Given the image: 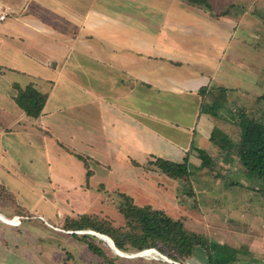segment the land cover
I'll return each mask as SVG.
<instances>
[{
  "label": "rangeland",
  "instance_id": "rangeland-1",
  "mask_svg": "<svg viewBox=\"0 0 264 264\" xmlns=\"http://www.w3.org/2000/svg\"><path fill=\"white\" fill-rule=\"evenodd\" d=\"M211 1L215 12L221 13L229 9L232 19L238 17V28L234 32L230 25H223L225 29L216 27L220 29L216 34L222 35L223 42L215 43L218 48L215 53L218 54L225 48L224 40H230L223 54L226 60L220 62L222 64L223 61L222 68H227L226 72L230 78L223 82L224 85L235 89L227 92V102L221 98L217 88L205 93V98L208 102L216 101L215 99L222 102L223 113L226 110L232 114L243 111L264 122V0ZM230 2L235 3L234 7H227ZM126 7H131V3L121 0L120 8L125 10ZM111 9L114 10L112 7ZM140 18L144 20V24L137 22L138 27L156 30L160 25L169 27L168 24L162 23L161 14H155L154 17L148 14L140 15ZM122 20L129 23L125 18ZM134 21L133 19L132 23ZM183 53L185 58L189 57L191 63L214 64L222 56L215 59L216 54L195 48V45ZM195 72L193 69L191 75L190 69L186 68L182 74H187L191 82H195ZM216 78L209 76V79H212L211 84L213 81L215 83ZM30 81L29 76L13 70H8L6 75L0 78V103L4 107L3 110L0 109V203L13 209L14 213L10 217L27 218L21 219V223L12 228L16 233H20L19 237L24 240L23 244L26 243V248L30 251L37 248L46 250V256H41V260H46L47 264H53L55 258L57 264L59 261L61 264H98L104 260L102 263L108 264L107 259L98 258L89 250L87 241L73 234L94 229H72V222L76 220L75 222L82 223L84 221L81 222L80 219L86 216L100 225L122 227L125 225V218L120 211L121 195L126 193L135 199L134 202L138 206L151 204L161 207L173 218L182 220L187 230L202 235L204 243L207 244L198 247V254L191 264H209L206 247L212 249L210 251L214 254L220 250L218 246L228 247L235 253V264L237 261L242 264H264L263 183L248 173L236 150L229 153L214 148V143L204 134L214 123L208 121V116L207 121L201 119L200 122L198 119L201 98H198L197 94L176 92L171 98H161L166 104V107L161 108L163 102L154 106V98L151 100V94L145 91L143 95L149 99L143 100L141 121L147 128H141V138L135 140L127 136V133L125 136L123 131H118L121 129L115 130V134H110L107 138L103 129L104 122L97 118L93 125L95 135L90 130L87 133L92 137L87 138L91 145L81 140L74 143L65 142L66 146L74 151L71 153L54 137H49L40 130L37 127L40 125L39 119L24 114L15 100L9 98V103L4 104L6 98L2 92L7 89L12 91L14 82L24 86ZM155 107L160 111H154ZM146 111H149L148 120L144 114ZM231 117L234 118L231 121H234L235 117ZM167 119L176 124H170ZM216 121L218 128L240 140L241 135L235 123L231 124L222 118H217ZM8 127L11 128L7 130ZM202 134L207 141L200 139ZM160 135L175 144L166 143ZM151 142L155 143L151 146ZM77 154L95 159V176H87L84 161L78 158ZM152 154L178 162L188 159L189 176L176 180L154 168L153 164H149ZM200 154L205 160L203 165V159H199ZM96 160L106 166L120 162L117 168L122 175L118 176L119 186L115 184L117 176H105L104 168ZM132 160L133 163H139L143 176H140V171L135 168V171L130 173ZM4 166L5 169L1 171ZM92 242L99 244L108 255L107 258H111L109 264L180 263L174 260L171 251L163 253L158 248L156 249L166 255L170 262L161 256H122L118 259L117 253L106 241L96 237ZM14 261L19 264V256L14 257Z\"/></svg>",
  "mask_w": 264,
  "mask_h": 264
},
{
  "label": "crops",
  "instance_id": "crops-1",
  "mask_svg": "<svg viewBox=\"0 0 264 264\" xmlns=\"http://www.w3.org/2000/svg\"><path fill=\"white\" fill-rule=\"evenodd\" d=\"M120 1L0 0V78L8 70H13L29 76L31 80L24 86L14 82L11 93L8 89L2 92L6 98L4 104L9 103V98L17 103V94L30 85L46 94L43 111L37 117L40 121L37 127L74 153L65 142L81 140L91 145L87 133L90 130L95 135L93 125L97 118L103 120L107 138L118 129L135 140L141 138V128H147L141 121L143 100L149 99L144 97L145 91L151 92L148 94H151V100L154 98V106L163 102L161 98H171L176 92H191L201 98L197 115L200 122L201 119L207 121L208 116V121L214 123L204 133L211 142L217 118L202 111L204 97L200 89L205 87L211 90L222 85L229 87L223 83L230 78L227 68H222L223 61L222 64L220 61L226 60L223 54L230 40H224L225 48L215 53L218 52L215 43L223 42L222 35L216 34L220 32L216 27L225 29L223 25H230L234 32L238 28V17L232 19L230 12L217 16L215 14L219 12L212 13L201 6L190 4L188 0H128L131 7L125 10L120 8ZM234 4L230 2L227 7L232 8ZM2 14H5L4 18H1ZM147 14L153 17L161 14L162 23L169 27L160 25L156 30L136 26L137 22L144 24L140 15ZM123 17L129 23L124 22ZM202 41L208 43L200 44ZM192 45L216 54L215 59L222 56L214 64L191 63L183 52L189 51ZM186 68L190 69L191 75L193 69L196 70L195 82H191L187 74H182ZM209 76L217 77L215 83L213 81L211 84ZM164 107L166 104L163 102L161 108ZM155 108L154 111H160L158 107ZM0 109H4L1 103ZM23 113H26L24 109ZM148 113L144 112L146 119ZM167 120L172 125L175 123ZM200 127L202 129V123ZM204 134L200 139L207 141ZM154 143L151 142V146ZM78 155L84 156L77 154L78 158ZM157 157L152 154L151 160ZM89 159L86 157L91 176H95V159ZM133 160L130 173L138 169L140 176H143L139 163H133ZM96 161L101 163L105 176H117L115 184L118 185V176L122 177L117 170L120 162L106 166ZM154 168L157 169L156 166ZM4 169L5 166L1 171ZM3 186L7 188L5 184ZM6 208L0 203V213L6 218H12L13 209L10 206ZM13 219L17 220V217ZM20 219L27 220L25 217ZM17 223L18 220L11 224L0 219V264H16V256H19V264H47L46 260H41V256H46L45 249L30 251L26 243L23 244L20 233L12 228ZM194 258L180 264H189ZM55 260L53 264H57ZM58 264H61L60 261Z\"/></svg>",
  "mask_w": 264,
  "mask_h": 264
},
{
  "label": "trees",
  "instance_id": "trees-1",
  "mask_svg": "<svg viewBox=\"0 0 264 264\" xmlns=\"http://www.w3.org/2000/svg\"><path fill=\"white\" fill-rule=\"evenodd\" d=\"M192 5H198L202 8L215 13L214 6L210 0H188ZM229 9L215 15H227ZM221 94V98L227 102V92L235 88H229L225 86H219L217 88ZM212 90V89H211ZM208 88L202 87L200 89L201 95L204 97L202 101V111L211 114L216 118H222L229 123H235L240 132V140H236L229 133L218 128V125L214 128L211 140L214 143V148L217 151L232 152L237 151V155L241 164L256 178L260 179L264 186V122H261L253 116H249L243 111H239L238 114H232L226 110L229 114L235 117L234 121H231V115L223 113L222 102L210 101L205 98ZM17 103L22 107L26 113L32 117H39L43 111L47 95L40 92L34 86L30 85L15 97ZM222 110V112H221ZM228 124V123H227ZM87 168V176H91L89 165L83 156L78 155ZM201 160L203 156L200 154ZM222 158V157H221ZM205 163L203 159L202 164ZM149 164H153L157 169L165 172L172 178L179 180L189 176L188 169L189 162L185 159L183 162H175L165 158L157 157L155 160L149 161ZM122 202L120 204V211L124 215L125 225L122 227L114 228L105 224L100 225L97 222H92L89 218L82 217L80 220L82 223L73 221L72 229H94L112 236L117 246L122 250H135L141 251L146 248L155 247L161 252H172V257L175 261L185 263L189 259L195 257L198 254V247H204L207 243H204L202 235L196 232H190L186 229L185 224L180 219H175L164 210L153 207L150 204L144 206H138L135 204L133 197L126 193H122ZM79 221V220H77ZM107 224V223H106ZM75 236L82 240L87 241L89 250H91L98 258L107 259L111 262V258H107L108 255L104 249L97 243L92 241L97 236L90 233H73ZM92 239V241L90 240ZM220 250L217 253H211L210 249L206 247L209 258V264H235V253L231 252L228 247L218 246ZM225 248V250H224ZM216 255V256H215ZM120 259L122 256H116ZM104 260H101L98 264H103ZM236 264H242L238 263Z\"/></svg>",
  "mask_w": 264,
  "mask_h": 264
},
{
  "label": "water",
  "instance_id": "water-1",
  "mask_svg": "<svg viewBox=\"0 0 264 264\" xmlns=\"http://www.w3.org/2000/svg\"><path fill=\"white\" fill-rule=\"evenodd\" d=\"M1 220L5 221V222H8L6 220H4L2 217H0ZM8 223H11V222H8ZM12 224V223H11ZM79 233H90V234H93L95 236H97L98 238L104 240V241H107L110 248L115 252L117 253L118 255L120 256H123V257H127V258H134V257H145V255L147 254L146 251H150V250H156L158 251V254H160V256L165 259L166 261H171L170 259H168V257L164 254H162L159 250H157L156 248H147V249H144V250H141V251H138V252H135V253H131L129 254L128 252H125L123 250H121L116 242L114 241V239H112L109 235L107 234H104V233H101V232H98V231H95V230H83V231H80ZM167 257V258H165ZM180 264V263H178Z\"/></svg>",
  "mask_w": 264,
  "mask_h": 264
},
{
  "label": "bare ground",
  "instance_id": "bare-ground-1",
  "mask_svg": "<svg viewBox=\"0 0 264 264\" xmlns=\"http://www.w3.org/2000/svg\"><path fill=\"white\" fill-rule=\"evenodd\" d=\"M0 217H2L4 220H6V221H8V222H13V221H17L16 219H13V218H6V217H4L1 213H0ZM107 242V241H106ZM106 244H108V242L106 243ZM109 245V244H108ZM146 255H145V257H155V258H157L158 256H160V254H158V251H156V250H150V251H146ZM129 254H131V253H129ZM165 258H167V257H165ZM169 259V258H168Z\"/></svg>",
  "mask_w": 264,
  "mask_h": 264
},
{
  "label": "built area",
  "instance_id": "built-area-1",
  "mask_svg": "<svg viewBox=\"0 0 264 264\" xmlns=\"http://www.w3.org/2000/svg\"><path fill=\"white\" fill-rule=\"evenodd\" d=\"M5 17V14H2L1 18H4ZM17 220H18V223L20 224L21 223V219L19 217H17Z\"/></svg>",
  "mask_w": 264,
  "mask_h": 264
}]
</instances>
